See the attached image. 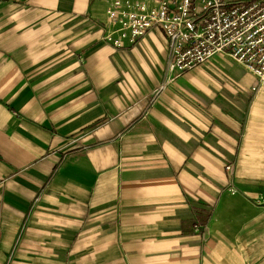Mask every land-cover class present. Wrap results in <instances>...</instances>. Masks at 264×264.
<instances>
[{
	"label": "crops",
	"instance_id": "crops-1",
	"mask_svg": "<svg viewBox=\"0 0 264 264\" xmlns=\"http://www.w3.org/2000/svg\"><path fill=\"white\" fill-rule=\"evenodd\" d=\"M111 1L0 0V264H261L264 82L104 41Z\"/></svg>",
	"mask_w": 264,
	"mask_h": 264
},
{
	"label": "built area",
	"instance_id": "built-area-1",
	"mask_svg": "<svg viewBox=\"0 0 264 264\" xmlns=\"http://www.w3.org/2000/svg\"><path fill=\"white\" fill-rule=\"evenodd\" d=\"M219 1L216 0V5H220ZM119 4V2H115L109 9V13L121 25L122 34L128 35L131 41L141 37L154 23L163 24L164 27L175 23L170 22L165 16L167 9L165 2L156 8H149L146 3H136L134 8L129 11L120 8ZM116 5L119 6L120 11L114 10ZM158 10L159 17L155 18ZM259 12V6L256 5L249 9L234 5L230 11L225 8L216 11L211 18L213 21L211 25L202 31V43L197 40L198 34L187 36L188 32L180 29L178 31L179 40L190 42V44L192 40L194 46L191 44L190 50L184 53L175 49L177 54L176 65L180 70L185 71L205 61L215 53L231 50L229 52L236 59L241 61L247 59L250 61L248 62V64L251 63L250 65L254 64L252 62H259L264 68V11L261 17L256 20L255 17ZM149 15H152L153 19H148ZM189 24L193 30L194 24L191 22Z\"/></svg>",
	"mask_w": 264,
	"mask_h": 264
},
{
	"label": "rangeland",
	"instance_id": "rangeland-1",
	"mask_svg": "<svg viewBox=\"0 0 264 264\" xmlns=\"http://www.w3.org/2000/svg\"><path fill=\"white\" fill-rule=\"evenodd\" d=\"M115 2H119L120 8H122L123 10H127V11L134 8L133 6L136 3H146V5L149 8H156L162 2H165L167 5L165 16L166 18H168V20H170V22L172 23L175 22V23L170 24L167 27H164V25L160 23H154L141 37H139L138 39L134 41H131L128 35L122 34L121 25L117 22V20H114L110 16L109 9L115 4ZM219 3L220 5H216V0H155L153 2H147V1L130 2L127 0L126 1L112 0L108 4L107 9H106L107 20L109 24L111 25V28L109 32L106 31L104 33L102 38L104 41L111 42L118 47L123 46L125 43L134 45L138 41H140L148 33V31L151 28L158 27L164 32V34L166 35V37L169 39V42H170L171 60L168 64L167 69L168 71L171 72V74H173V77L183 76L192 70L198 69L201 65L211 60L214 56L223 55L245 66L246 68H249V70H251L255 74V76L257 77V84L253 86L252 89L256 90L258 86L264 82V68L259 62H252L254 64L250 65L251 63L248 64V62L250 61H248L247 59H244L247 62L236 59L229 52L231 50H224L223 53L222 52L215 53L214 55H212L205 61L198 63L197 65L185 71L180 70L178 66L176 65L177 54L175 52V49L178 51L180 50L181 52L184 53L190 50L189 48L191 44L194 46V43L192 42V40H191V44L190 42H182L179 40L180 34H178V31H180V29L182 31H187L188 32V34H186L187 36H193V35L198 34L197 40L199 43H202L203 42L202 41V38H203L202 31L203 29L211 25V23L213 22L211 18L216 11L221 10L223 8L228 9V11H230L232 6L234 5H240L244 9H249L250 7H253L256 5V6H259V9H260V12L255 17L256 20H258L259 17H261L264 11V0H220ZM119 6L117 5L114 6V10L120 11ZM159 10L156 12L155 18L159 17V13H158ZM148 19H153L152 15H149ZM190 22L194 24L193 30H191V27L189 24ZM168 82L169 81H164L151 92L150 95H151L152 103H155L157 99L159 98V94L165 91ZM261 264H264V257L261 259Z\"/></svg>",
	"mask_w": 264,
	"mask_h": 264
}]
</instances>
